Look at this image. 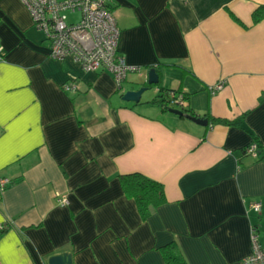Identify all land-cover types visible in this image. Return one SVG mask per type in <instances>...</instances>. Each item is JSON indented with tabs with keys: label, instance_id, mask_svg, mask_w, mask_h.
Masks as SVG:
<instances>
[{
	"label": "crops",
	"instance_id": "crops-1",
	"mask_svg": "<svg viewBox=\"0 0 264 264\" xmlns=\"http://www.w3.org/2000/svg\"><path fill=\"white\" fill-rule=\"evenodd\" d=\"M260 6L112 0L118 51L140 68L119 89L108 72L50 57L27 7L0 0V179L10 181L0 187V264L64 253L73 264H166L160 249L173 242L188 264H244L253 225L264 247V154L246 152L257 141L264 150ZM151 69L159 85L124 102ZM161 88L182 93L209 124L152 104ZM132 173L165 187L167 203L146 220L121 184Z\"/></svg>",
	"mask_w": 264,
	"mask_h": 264
},
{
	"label": "built area",
	"instance_id": "built-area-1",
	"mask_svg": "<svg viewBox=\"0 0 264 264\" xmlns=\"http://www.w3.org/2000/svg\"><path fill=\"white\" fill-rule=\"evenodd\" d=\"M32 18L33 25L44 33L50 43V57L58 61L72 59L84 71L108 72L113 75L121 89L131 73L140 71L139 67L127 64L125 57L118 51L120 30L111 9L112 0H19ZM218 83L215 90L223 87ZM67 90H76L75 85H66ZM168 107L186 108V99L182 93L168 92ZM258 145L253 142L246 152L258 157ZM10 181L0 179L4 189ZM60 205H67L66 197H59ZM250 209L260 214L262 203L255 201ZM0 229L3 226L0 225ZM251 254L244 264H264V247L260 242V231L251 226Z\"/></svg>",
	"mask_w": 264,
	"mask_h": 264
},
{
	"label": "trees",
	"instance_id": "trees-1",
	"mask_svg": "<svg viewBox=\"0 0 264 264\" xmlns=\"http://www.w3.org/2000/svg\"><path fill=\"white\" fill-rule=\"evenodd\" d=\"M264 19V6L258 7L253 13V22L259 23ZM159 85H148L149 89L155 88ZM168 92H177L175 90H165L160 89L159 94L151 101L152 104H157L163 107L164 110L169 109L166 98ZM183 111L188 112L187 115L194 116V113L188 111V109H183ZM211 123L220 124V125H230V121L220 119V118H211ZM257 141V140H256ZM258 145V154H264V150L257 141ZM261 160H264V155L260 157ZM121 184L125 194L135 200L139 213L141 217L146 220L152 212L167 203L165 195V187L160 182H157L149 177H146L140 173H132L128 175L120 176ZM162 255L165 259L166 264H188L183 257L179 246L177 243H169L161 247Z\"/></svg>",
	"mask_w": 264,
	"mask_h": 264
},
{
	"label": "water",
	"instance_id": "water-1",
	"mask_svg": "<svg viewBox=\"0 0 264 264\" xmlns=\"http://www.w3.org/2000/svg\"><path fill=\"white\" fill-rule=\"evenodd\" d=\"M159 83V75L155 69H151L148 73L147 83L148 85H157ZM147 86H143L138 90H129L122 95L124 102L139 103L142 95L148 90ZM170 112L179 116H185L193 122L207 126L209 121L206 119L196 118L185 114L183 110L170 109ZM49 264H73L72 255L64 253L53 256L49 259Z\"/></svg>",
	"mask_w": 264,
	"mask_h": 264
}]
</instances>
